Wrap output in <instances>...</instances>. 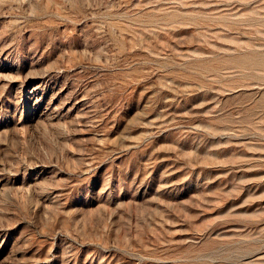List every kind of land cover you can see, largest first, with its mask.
Returning a JSON list of instances; mask_svg holds the SVG:
<instances>
[{
	"label": "rangeland",
	"instance_id": "obj_1",
	"mask_svg": "<svg viewBox=\"0 0 264 264\" xmlns=\"http://www.w3.org/2000/svg\"><path fill=\"white\" fill-rule=\"evenodd\" d=\"M0 264H264V0H0Z\"/></svg>",
	"mask_w": 264,
	"mask_h": 264
}]
</instances>
